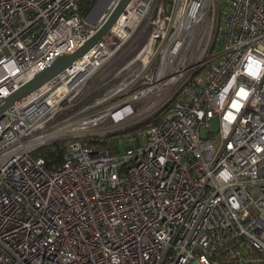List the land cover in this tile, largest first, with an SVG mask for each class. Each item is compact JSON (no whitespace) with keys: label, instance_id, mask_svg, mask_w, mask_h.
Listing matches in <instances>:
<instances>
[{"label":"built area","instance_id":"1","mask_svg":"<svg viewBox=\"0 0 264 264\" xmlns=\"http://www.w3.org/2000/svg\"><path fill=\"white\" fill-rule=\"evenodd\" d=\"M83 1L0 0V103L120 0L93 21L96 2L83 17ZM125 9L82 59L0 112V264H264V0ZM127 42L140 87L87 105L82 82ZM163 108L122 153L86 141ZM60 141L63 161L48 169L34 153Z\"/></svg>","mask_w":264,"mask_h":264},{"label":"rangeland","instance_id":"2","mask_svg":"<svg viewBox=\"0 0 264 264\" xmlns=\"http://www.w3.org/2000/svg\"><path fill=\"white\" fill-rule=\"evenodd\" d=\"M107 1L108 0H96L95 10L92 12V14L89 17L90 19H92V21L95 20L96 16L101 11L102 7L106 4ZM88 11L85 13V15H83V17L88 14ZM146 41H147V37H144V39L142 40V45L146 43ZM129 42H127L124 46H122L115 55L108 58L104 63H102V65L98 67V69L93 70L87 76V79H85L82 82V85H83L82 86V89H83L82 101L84 100V102L87 105H94L93 107L97 109H101L109 104L113 105L115 102L118 101V99L120 101H123L127 96L130 95L132 91L140 87L138 84L132 86L131 83L129 82V78L131 74H133L135 70L138 68V65L136 63L130 64V61H132L133 58L135 57V54L138 48L132 51L131 49L133 47L132 45H129L131 43ZM132 44L136 45V43H132ZM219 47L220 45L217 47V49ZM120 88H125V89H123L117 95L113 94ZM150 102L151 101L144 100V101H141V104H148ZM93 111L94 110H90L87 114H91ZM147 115L148 114H141L137 117H134L129 122L130 123L129 125L131 124L135 125L138 122L145 120L148 117ZM124 126H128V125H125V124L124 125L121 124V126H110L109 124L103 125L98 130L99 131L98 134H92L90 136L92 137L104 136L111 132H118L126 128ZM212 129L213 131H217L216 120L212 121ZM140 134H142L143 136L140 137L139 141L140 143L143 144L145 143L144 131L141 132ZM201 136L206 137L207 130L203 129L201 131ZM118 149H119L118 153H122L124 151V142L119 144Z\"/></svg>","mask_w":264,"mask_h":264},{"label":"water","instance_id":"3","mask_svg":"<svg viewBox=\"0 0 264 264\" xmlns=\"http://www.w3.org/2000/svg\"><path fill=\"white\" fill-rule=\"evenodd\" d=\"M129 2L130 0H120L103 25L80 48L71 54L56 56L42 72L5 98L0 103V112L10 107L29 93L36 91L52 78L80 60L109 31Z\"/></svg>","mask_w":264,"mask_h":264},{"label":"trees","instance_id":"4","mask_svg":"<svg viewBox=\"0 0 264 264\" xmlns=\"http://www.w3.org/2000/svg\"><path fill=\"white\" fill-rule=\"evenodd\" d=\"M96 0H84L80 4V15L85 13L94 5ZM165 109L158 110L152 115L148 116L145 120L138 122L135 125H130L118 132H111L104 136L87 137V143L95 149L107 150L111 154H118L119 144L129 137H137L141 132L147 130L149 127L160 122ZM65 153V142H55L51 145L41 147L38 149L34 156H40L44 159L45 165L48 169H53L59 166L63 161Z\"/></svg>","mask_w":264,"mask_h":264},{"label":"bare ground","instance_id":"5","mask_svg":"<svg viewBox=\"0 0 264 264\" xmlns=\"http://www.w3.org/2000/svg\"><path fill=\"white\" fill-rule=\"evenodd\" d=\"M127 9L124 10V12L126 13ZM82 59V58H81Z\"/></svg>","mask_w":264,"mask_h":264}]
</instances>
